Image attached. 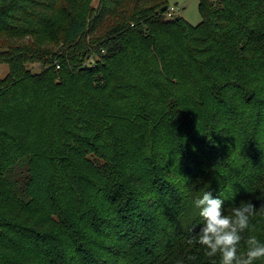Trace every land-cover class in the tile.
<instances>
[{
  "label": "trees",
  "instance_id": "1",
  "mask_svg": "<svg viewBox=\"0 0 264 264\" xmlns=\"http://www.w3.org/2000/svg\"><path fill=\"white\" fill-rule=\"evenodd\" d=\"M91 1L0 0V264H217L206 190L264 239V0Z\"/></svg>",
  "mask_w": 264,
  "mask_h": 264
},
{
  "label": "clouds",
  "instance_id": "2",
  "mask_svg": "<svg viewBox=\"0 0 264 264\" xmlns=\"http://www.w3.org/2000/svg\"><path fill=\"white\" fill-rule=\"evenodd\" d=\"M193 206L198 210L200 223L193 225L190 232L195 233V242L203 247L208 257L216 258L217 264L264 262V239L248 234L252 231L251 218L256 212L253 203L232 207L231 214H227L226 198L206 190L194 198ZM192 239L190 235L189 242Z\"/></svg>",
  "mask_w": 264,
  "mask_h": 264
},
{
  "label": "rangeland",
  "instance_id": "3",
  "mask_svg": "<svg viewBox=\"0 0 264 264\" xmlns=\"http://www.w3.org/2000/svg\"><path fill=\"white\" fill-rule=\"evenodd\" d=\"M211 2H217L218 0H210ZM99 0H92L89 8H95ZM169 10L167 16L169 17H181L188 24L195 27L201 22V17L198 12V0H169ZM79 8L85 12L83 9V4L80 3ZM86 14H90L88 11ZM33 72L40 71V65L31 63L28 66ZM8 72V67L4 63H0V78H3Z\"/></svg>",
  "mask_w": 264,
  "mask_h": 264
},
{
  "label": "built area",
  "instance_id": "4",
  "mask_svg": "<svg viewBox=\"0 0 264 264\" xmlns=\"http://www.w3.org/2000/svg\"><path fill=\"white\" fill-rule=\"evenodd\" d=\"M58 68V67H57Z\"/></svg>",
  "mask_w": 264,
  "mask_h": 264
}]
</instances>
